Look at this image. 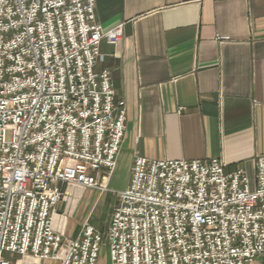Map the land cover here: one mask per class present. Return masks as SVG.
Here are the masks:
<instances>
[{
	"label": "built area",
	"instance_id": "obj_1",
	"mask_svg": "<svg viewBox=\"0 0 264 264\" xmlns=\"http://www.w3.org/2000/svg\"><path fill=\"white\" fill-rule=\"evenodd\" d=\"M96 3L0 0V264H97L104 241L111 264H264V155L254 178L222 159L137 157L106 234L56 227L68 189L115 172L126 131L95 67L123 25L97 23Z\"/></svg>",
	"mask_w": 264,
	"mask_h": 264
},
{
	"label": "crops",
	"instance_id": "obj_2",
	"mask_svg": "<svg viewBox=\"0 0 264 264\" xmlns=\"http://www.w3.org/2000/svg\"><path fill=\"white\" fill-rule=\"evenodd\" d=\"M96 22L126 131L111 186L137 157L210 162L255 176L264 155V0H97ZM58 217L55 218V224Z\"/></svg>",
	"mask_w": 264,
	"mask_h": 264
},
{
	"label": "rangeland",
	"instance_id": "obj_3",
	"mask_svg": "<svg viewBox=\"0 0 264 264\" xmlns=\"http://www.w3.org/2000/svg\"><path fill=\"white\" fill-rule=\"evenodd\" d=\"M113 174L102 180L100 182L102 187L98 189L82 190L75 187L68 189L64 200L56 209L58 216L56 227L62 230L67 238L77 237L86 224H91L101 233H107L113 211L118 204L117 192L122 189L121 184L111 186ZM5 257L12 259L7 253ZM16 258L17 255L13 260ZM98 258L97 264H111L109 245L105 241Z\"/></svg>",
	"mask_w": 264,
	"mask_h": 264
}]
</instances>
